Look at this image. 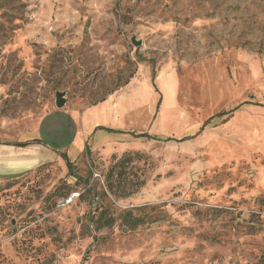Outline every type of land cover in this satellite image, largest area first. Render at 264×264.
<instances>
[{
    "label": "rangeland",
    "instance_id": "rangeland-1",
    "mask_svg": "<svg viewBox=\"0 0 264 264\" xmlns=\"http://www.w3.org/2000/svg\"><path fill=\"white\" fill-rule=\"evenodd\" d=\"M0 264H264V0H0Z\"/></svg>",
    "mask_w": 264,
    "mask_h": 264
},
{
    "label": "trees",
    "instance_id": "trees-1",
    "mask_svg": "<svg viewBox=\"0 0 264 264\" xmlns=\"http://www.w3.org/2000/svg\"><path fill=\"white\" fill-rule=\"evenodd\" d=\"M152 72H153V76L156 77V70H155V68L152 69ZM244 103H259V102H252V101L246 100ZM236 108H237V107H236ZM234 109H235V108H234ZM234 109H232V110H223V111H221V112H218V113L215 114V115L228 114V113L232 112ZM209 119H210V118H209ZM65 158H66V160H67L68 163H69V169H70L71 173H72L73 175H76V174H74V172H72V170H73L74 167H75L74 163L70 160V158L68 157L67 154H65ZM67 196H68V195H64V196H62V197H67ZM102 213H103V212H102ZM128 218H129L128 220L131 222L132 225H137V224L141 221L140 218L133 217L132 215H130V212H129V217H128ZM108 222H110V220H108L107 223H108Z\"/></svg>",
    "mask_w": 264,
    "mask_h": 264
},
{
    "label": "water",
    "instance_id": "water-1",
    "mask_svg": "<svg viewBox=\"0 0 264 264\" xmlns=\"http://www.w3.org/2000/svg\"><path fill=\"white\" fill-rule=\"evenodd\" d=\"M131 41L136 46H139L142 43V41L137 40L135 36H132ZM66 102H67L66 91L57 90L55 93V104H56V106L58 108H62L65 106Z\"/></svg>",
    "mask_w": 264,
    "mask_h": 264
},
{
    "label": "built area",
    "instance_id": "built-area-1",
    "mask_svg": "<svg viewBox=\"0 0 264 264\" xmlns=\"http://www.w3.org/2000/svg\"><path fill=\"white\" fill-rule=\"evenodd\" d=\"M77 196V194H71L67 197H60L58 198L57 200V203H58V206H66V205H69L73 199Z\"/></svg>",
    "mask_w": 264,
    "mask_h": 264
},
{
    "label": "crops",
    "instance_id": "crops-1",
    "mask_svg": "<svg viewBox=\"0 0 264 264\" xmlns=\"http://www.w3.org/2000/svg\"><path fill=\"white\" fill-rule=\"evenodd\" d=\"M7 144V143H6Z\"/></svg>",
    "mask_w": 264,
    "mask_h": 264
}]
</instances>
